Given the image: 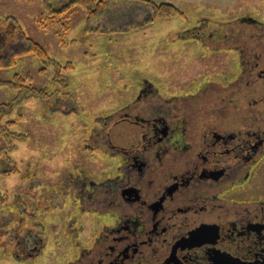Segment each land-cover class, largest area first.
Instances as JSON below:
<instances>
[{
	"label": "rangeland",
	"instance_id": "obj_1",
	"mask_svg": "<svg viewBox=\"0 0 264 264\" xmlns=\"http://www.w3.org/2000/svg\"><path fill=\"white\" fill-rule=\"evenodd\" d=\"M152 1L170 2L183 14L157 13L149 1L111 0L106 11L89 21L79 7L62 45L58 28L43 29L38 23L45 11L43 0H0L4 60L24 48L17 39L25 33L55 61L71 66L59 70L58 64L45 65L25 53L14 65L0 67V81L20 74L29 77L23 84L47 89L49 95L34 97L25 87L21 92L0 84V104L19 102L0 119V264H69L75 245L89 235L93 222L64 191L83 169L88 176L103 178V149H93L96 133L104 130L101 121L132 102L146 82L177 95L209 78L234 79L236 65L221 66L222 57L231 52L210 56L200 46L198 30L216 38L238 17L264 22V0ZM29 239L32 257L23 252Z\"/></svg>",
	"mask_w": 264,
	"mask_h": 264
},
{
	"label": "flooded vegetation",
	"instance_id": "obj_2",
	"mask_svg": "<svg viewBox=\"0 0 264 264\" xmlns=\"http://www.w3.org/2000/svg\"><path fill=\"white\" fill-rule=\"evenodd\" d=\"M237 19L198 30L234 79L177 95L146 82L101 121L103 178L83 169L64 191L93 222L69 264H264V22Z\"/></svg>",
	"mask_w": 264,
	"mask_h": 264
},
{
	"label": "trees",
	"instance_id": "obj_3",
	"mask_svg": "<svg viewBox=\"0 0 264 264\" xmlns=\"http://www.w3.org/2000/svg\"><path fill=\"white\" fill-rule=\"evenodd\" d=\"M54 1L57 0H43L45 4V11L40 15V19H38V23L43 29H48L49 27L58 28L56 35L62 45L67 43L66 40L64 39V34L69 30L71 19L74 16V14L78 11L79 7H83L85 9L87 13V17L90 21L92 18L99 16L100 13L102 14L104 11H106V9H108L109 7V3L111 2V0H65V2H62V5L60 6H55V5L52 6V3ZM143 1L152 2L153 9L157 13L165 12V14L166 13L172 14L174 12L177 13L180 12V10L170 2H162L157 4L152 0H143ZM180 13L183 14L182 12ZM15 40L16 39L13 40L15 43L17 40L23 42L24 48L19 50L18 52H13L12 57H10L8 61L4 60L0 56V67H5V66L7 67L14 65L16 57L22 56V54L25 53L26 54L32 53L33 55L39 57L41 59V62L45 65H49V64L52 65L56 63L59 65L58 66L59 70L63 68L71 67L68 64L64 66L59 62L55 61L53 58L49 56L47 50L42 44H40L34 38L26 35L25 33L21 34L20 38H18L16 41ZM28 80L29 77L24 78L20 74H14L13 80L0 81V84L10 85L20 90L21 87H25L26 89L24 90L28 91L31 94L33 93L32 96L34 97H41V96H43V98L49 97L47 89H43V88L36 89L33 86H28L26 84H23V82H26ZM16 100L15 102L13 101L10 103L0 104V119L12 113L14 107L17 104H19V102ZM18 136H25V135L22 134ZM13 170H15V168Z\"/></svg>",
	"mask_w": 264,
	"mask_h": 264
}]
</instances>
